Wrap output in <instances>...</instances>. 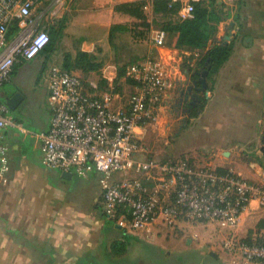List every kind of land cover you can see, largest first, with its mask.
<instances>
[{"label":"crops","instance_id":"1","mask_svg":"<svg viewBox=\"0 0 264 264\" xmlns=\"http://www.w3.org/2000/svg\"><path fill=\"white\" fill-rule=\"evenodd\" d=\"M127 1L135 0H70L65 6L69 12L63 26L65 36L53 45L48 55L45 54L47 57H42V90L34 95L35 103H26L27 89L34 88V81L17 86L12 79L16 69L11 80L0 86V97L4 100L16 92L23 95L14 107L9 106V113L20 125L9 126L4 131V139L10 147V168L5 173L0 170V216L16 229L18 237L33 242L30 245L25 239L16 240V235L7 233L0 224V264H156L151 257L143 255L144 248L164 254L166 258L173 254L175 247L177 254L190 250L181 249L183 239L177 230L166 227L160 220L147 229L131 231L108 217L103 208V185L98 171H90L86 176L71 171V175L64 176L66 170L48 167L42 162L40 133L49 129L52 115L46 76L51 59L52 64L80 75L89 93L99 96L110 93L111 106L115 109L126 107L136 90L134 80L127 75L128 66L152 51L163 60L171 81L163 97L176 86L177 89L181 87L177 80L184 78L177 69L183 60L179 57V32L167 29L163 43H152L150 29L159 26L153 0H146V20L117 7ZM214 9L221 19L216 20L219 25L215 38L208 42L210 45L204 52L215 44L232 43L233 48L228 58L215 69L217 80L214 82L209 79L212 65L203 62L205 68L211 65L207 80L212 89L211 93L207 91L208 100L200 108L204 109L195 125L188 126L184 132L185 137L189 136V144L183 141L185 137L179 142L180 136L177 141L180 152L173 158L171 153L167 155L169 157L156 155L146 142L145 122L137 128L148 149L141 156L162 160L187 157L198 164L219 169L234 168L256 180L262 168L255 172L240 161V156L244 152V142L253 138L250 132L261 124L258 113L264 110V0H215ZM47 10L44 8L43 11ZM144 21L149 26H145ZM80 51L87 52L89 58L81 60ZM204 55L192 57L191 65L197 59L203 64ZM183 69L188 80L193 83L196 79L201 85V70ZM195 88L193 86L188 92L191 94ZM26 118L30 122L27 123ZM74 180L78 183L74 184ZM176 226L183 229L211 226L212 236L218 240L221 249H218L220 255L215 251L217 256L212 255V251L209 254L215 259L225 256L221 239L227 229L188 220H182ZM263 230L264 209L253 201L236 231L254 239ZM185 242L189 244L194 240L187 238ZM135 256L139 258L135 259Z\"/></svg>","mask_w":264,"mask_h":264},{"label":"built area","instance_id":"2","mask_svg":"<svg viewBox=\"0 0 264 264\" xmlns=\"http://www.w3.org/2000/svg\"><path fill=\"white\" fill-rule=\"evenodd\" d=\"M205 1L169 0V7L178 5L180 18L194 17L196 4ZM39 2L0 0V86L11 80L18 62L35 59L51 41L49 30L37 28L46 13H36ZM150 31L152 43L159 45L166 39V29ZM127 75L136 90L126 107L115 109L110 93L91 94L80 75L57 64L50 66L47 81L52 115L49 129L40 133L42 162L81 176L98 171L105 214L131 231L147 229L157 220L168 227L182 220L204 221L227 229L221 242L229 253L245 264H264V230L253 241L236 231L253 201L264 209V168L254 180L234 168L219 169L187 157L141 156L148 149L137 128L152 118L153 105L162 99L171 81L153 51L130 64ZM13 125L20 123L0 97L3 173L10 168L4 131ZM3 180L7 178L3 176Z\"/></svg>","mask_w":264,"mask_h":264},{"label":"rangeland","instance_id":"3","mask_svg":"<svg viewBox=\"0 0 264 264\" xmlns=\"http://www.w3.org/2000/svg\"><path fill=\"white\" fill-rule=\"evenodd\" d=\"M69 2L70 0H40V2L38 3L36 13L40 14L44 10V8H48L37 28H45L49 30L51 34L50 46L49 48L47 47L45 50L39 53L35 59L18 62L14 67V69H16V72L14 74V77L12 78L13 83L17 84V86H24L25 82L30 83V81H34V83H32L34 88H32V90L27 89L28 95L26 103L28 104L35 103V100L33 99L34 95L36 94V92H40L42 90V57H47L45 56V54L48 55L49 51H52L53 45L57 44V42L61 41L65 36L63 33V26L69 16V12L65 10V6ZM154 15L159 24V26L157 27L154 26L155 28L162 27L164 29H167L166 27H168L170 23L178 21L180 19L177 11L166 13L155 12ZM147 16L148 15H146V18ZM210 25L211 36L203 47L179 46V57H182L183 60L181 61L182 63H179L177 69L179 73L184 76V78L176 79L179 81L181 87L177 89L176 86L174 91L172 89L170 92L165 94L164 97L162 96V99L158 103L153 105L152 118H149L145 123L147 124L148 132L146 142L152 149V153L156 155L169 157L167 155L171 153L170 157H172L173 155H175V153L180 152L178 151V149H180L181 147L177 141L181 136V139L179 140V142H181L183 140V137L187 135L184 134V132L189 129H187L188 126L195 125L196 118H199V113H201L204 109H200L198 108V106L201 102H207V91L211 93L212 85H210L211 83H208L206 88L207 90L203 94L196 88V90L194 89V91H192V93L190 94L188 92L189 85L193 83L192 80L187 79V73L183 69L189 68L188 70L191 72L193 69L202 71L205 68L203 62V64L198 63V59L194 61L193 65L191 64L192 57L204 55L205 49L208 47V45H210L208 42L213 41L215 38L219 23H216V20H213L211 21ZM145 30L149 31L147 28ZM14 34L15 33H12L11 36H13ZM45 60L48 61V58H45ZM160 60L163 64V60L161 58ZM52 62L53 60L51 59L49 62V66L47 65L48 67L46 68V76L48 75V70L52 65ZM214 75H216V71H210L209 79L211 82L217 80ZM193 96H196V99H194ZM2 99L4 100L3 97ZM195 107L197 108L198 115H192V111ZM258 117L262 118L261 124H257L254 127V130L250 132V135H252L253 138L250 141L244 142V146L241 145L244 148V152H240V161L243 160L247 164V166H251L255 170V172H258L259 168H264V140L262 141V138L264 137V110H261L258 113L257 118ZM26 119L27 123L30 122L28 121V118ZM183 141L185 142V144H189L187 143L189 142V136L185 137ZM74 181V184L78 183V180ZM176 227L177 226L170 228L174 229L175 231L177 230L178 236L183 239V246H181V249H184V251L190 249L189 252H183L185 253V255L190 254V258L187 259L188 262L184 264H224L225 262H228V264H245L240 259H238L239 262L236 261L235 259L237 257L232 255V253H229L227 250H225V256H219L218 259H215V256L213 257L209 254L210 251H215L220 255L218 249H221L218 246V240H215L212 236L213 228L211 226L203 227L201 229H183L180 227ZM187 238H192V241L194 240V242L187 244L185 242ZM177 249L178 248L176 247L173 248L172 253L174 254V256L171 258H166L164 254L156 252L152 249L145 248L143 249V255L145 257H151L153 259V262H157L156 264H166L168 261L171 262L174 260L175 256L177 255V252H175ZM136 257L139 258V256H135V259ZM233 257H235V259H233ZM171 264L175 263L173 262Z\"/></svg>","mask_w":264,"mask_h":264},{"label":"trees","instance_id":"4","mask_svg":"<svg viewBox=\"0 0 264 264\" xmlns=\"http://www.w3.org/2000/svg\"><path fill=\"white\" fill-rule=\"evenodd\" d=\"M154 8L157 12H174L177 11V6L169 7V0H153ZM146 4V0H135V1H127L122 2L117 5L118 8L125 9L132 14L141 17L146 20V12L144 5ZM215 8V0H212L209 4L199 2L196 4V11L194 17H186L180 18L178 21H174L170 23L168 30H176L179 32L178 35V46H193V47H203L207 41L210 39V23L213 20L219 21L221 16H219L218 12ZM145 26H149V23L144 21ZM117 26H114V28ZM166 29V30H167ZM51 42V41H50ZM48 47V46H47ZM46 47V48H47ZM45 48V49H46ZM233 48V44L229 43L227 45L215 44L203 56L202 62H207L212 65V70L217 69L230 55ZM44 49V50H45ZM80 59L85 60L89 58V54L84 51L79 52ZM205 102H201L198 108L203 107ZM197 114V108H194L192 111V115ZM0 224H3L7 233L14 235L16 240H26L27 244L32 245V240H28L26 238L22 239V237H18V232L15 228H13L7 221H3V217L0 216ZM248 241H253L252 237L246 238ZM174 254L169 255L167 258L173 257ZM190 258V254H177L173 261L175 264H184L187 259ZM169 262V261H168Z\"/></svg>","mask_w":264,"mask_h":264},{"label":"water","instance_id":"5","mask_svg":"<svg viewBox=\"0 0 264 264\" xmlns=\"http://www.w3.org/2000/svg\"><path fill=\"white\" fill-rule=\"evenodd\" d=\"M211 65H209L208 68H204L202 71H199V81L201 82V85H198V80H194L193 84H190L189 85V90H192L193 89V86L196 87V89L200 90V91H206L207 89V85H208V80H207V74L209 72V69H210ZM22 93L21 92H16L14 93L12 96L10 97H6V102L9 106L11 107H14L18 102L19 100L22 98ZM194 99H196V96H193ZM72 172L71 171H64L63 172V175L66 176V175H71ZM212 255H215L217 256V253H214L213 251L211 252Z\"/></svg>","mask_w":264,"mask_h":264}]
</instances>
